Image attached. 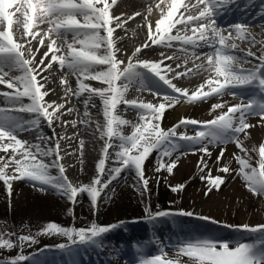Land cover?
Wrapping results in <instances>:
<instances>
[{
    "label": "snow or ice",
    "instance_id": "obj_1",
    "mask_svg": "<svg viewBox=\"0 0 264 264\" xmlns=\"http://www.w3.org/2000/svg\"><path fill=\"white\" fill-rule=\"evenodd\" d=\"M227 2L229 0H195V3L185 4L184 0H171L167 4L166 13L155 25L157 35L154 36L151 27H149V38L152 40L153 45L161 44L171 47L172 41H180L184 45L213 49V51L201 53V55L206 58L208 69L214 70L215 78L208 79L204 85H201L199 90L189 95L187 91L176 87L161 74L159 64L140 60L133 63L132 59L129 58L125 65L123 59L117 58L114 51L113 34L117 28L122 27L123 22L120 21L119 17L110 15L111 5L109 0H0V25H4L3 30H0V59L6 60L11 65L8 71L0 70V84L13 90L11 93L4 92L2 95L8 98L9 101L14 102L10 108L0 107V151L8 153L11 149L8 159L0 157V181L6 185L9 194L12 192L11 182L13 180L27 179L34 182V187L37 184L49 185L57 191H61L73 204L78 203L76 199L78 193H86L90 197L91 204L95 207L98 198L101 196V191L108 188L109 184L116 180L126 168H134L144 190H147L149 180L145 175L146 160L154 149H160L164 146L165 150L160 154L161 159L156 170L163 169L171 174L176 167V161H164L163 157L171 156V152L166 149V146L172 144L173 148L177 147L172 141L173 137H177L179 140L190 144H201L202 146L194 151L203 152L207 157L212 155L208 144L213 142L224 143L225 140L235 143L236 148L245 154L244 156L233 154L239 164L238 174L248 181L249 190L254 195L264 196V143H261L258 148L257 169L250 164L249 150L240 140L241 133H244L247 137L249 135L247 130L254 127L253 124L248 122L247 118L249 116H258L259 123L264 124V100L250 99L247 102H241L228 107L226 112H221L208 121L181 118L178 124L167 130L161 128L159 123H153V121L161 120L167 107H173L179 103V97L186 98L187 102L207 101L212 95L221 97L228 94L227 89L244 86H258L260 92L264 93V55L255 56L252 52L248 53L249 56H254L259 63L256 64L254 70L248 71L247 74L234 71L232 67L236 57L230 54L229 49L237 47L235 43H229L233 35L232 30H234L236 38L244 39L248 25L237 23L230 25L229 30L221 29L217 25L216 14L223 9ZM115 3L116 0H112V4ZM161 3H165V0H161ZM17 13L20 14L16 17L17 29L22 24L24 34L32 36L33 39L39 35L38 32L32 31L37 21L49 24L48 30L44 32L39 41L43 45L44 38L50 40L48 50L44 53L45 58L48 57L49 53L52 54L47 65H45L44 59H41L39 64L33 65V60L25 57L24 45L14 40L13 17ZM20 17H23L22 21ZM113 20L116 21L115 26H113ZM178 24L182 25L183 29H177V35H171V30L176 28ZM102 30L106 35H101ZM182 30L185 32L190 30L192 35H180ZM224 31H228V35H224ZM68 33H72V42L69 43L65 40L67 52L58 56L56 53L60 52L61 49L56 46L57 38L65 39ZM51 34H55L56 38H52ZM76 45H79V47H76ZM150 46L146 44L145 48ZM102 48L103 52H101ZM27 51L31 54V49ZM140 52L141 49L137 48L134 55ZM53 62H58L61 68L66 66L73 74H78L81 93L87 92L92 96H98L102 101L103 114L106 120L105 132L108 141H106L103 148V158L99 160L97 165L98 175L93 181V185H98L99 188L96 186H73L64 175L65 168L60 163L63 159L61 146L56 141L57 133L54 127L58 121L56 114L60 112L63 105L57 104L55 101H46L45 97L48 93L42 91L44 84L37 79L38 75L52 67ZM100 65L106 67L103 70H95V66ZM121 65L125 66L121 67ZM138 69H146L163 81L164 84L171 87L179 96L163 97L169 103L158 105L153 103L136 105L135 101H124V93L128 90L131 81L137 76ZM16 70L21 71L23 75L15 77L10 75V72ZM43 79L47 80V77L44 76ZM88 80L99 81L107 87H91L89 84L84 83ZM66 82V80L62 81V83ZM119 85H122V88ZM205 87L207 91L204 90ZM231 95L235 96V93H231ZM23 98H27L30 103L27 105L21 103ZM121 102L131 103L133 106L144 110L141 115L143 123L134 125V131L128 136L123 135L117 127H114L129 123V121L113 114L117 105ZM87 103L88 101H85L86 105ZM223 107V104L216 103L212 105V110L222 109ZM11 111L34 113L37 117H42L51 130V135L47 139L54 141L55 146L48 148L47 151L36 146V152H33V146L29 145L27 141H21L17 136L18 132L28 131L29 128L8 115ZM237 113L239 116L236 115ZM25 123L38 125L40 121L36 119ZM187 125H198L202 130H198L195 136L177 133V128ZM114 137H118L120 140L119 151L115 152L116 162L120 166L108 169V176L105 180L103 177L105 176L106 160L110 155L109 148L113 147L110 141ZM4 141H7V143H3ZM82 147L83 145H81ZM225 151L224 148L220 149L215 160L217 164L226 159ZM38 154L55 158L45 163L42 159H38ZM200 162L203 163L205 168L208 167L203 157ZM10 166L14 168V173L18 174H7L5 169ZM52 168L58 169V177L50 175V169ZM219 171L231 174L233 169L225 164L219 168ZM208 183L210 185L209 190H211V187L218 190L219 186L224 183V179L222 177H209ZM38 190L43 191L44 189L40 188ZM178 190H182V186L172 187V191ZM172 215L194 216L195 214L184 211L175 213L159 211L154 214L149 211L148 213L149 220ZM197 218L209 220L211 223H219L210 217L199 216ZM225 226L238 227V230L242 229L252 233L264 232V224L255 227L247 224ZM115 227L117 225L99 226L93 223L88 228L76 229L61 228L53 223L48 225L46 231L58 232L67 236L71 244H96L97 237ZM20 240H31L32 243H35V240L29 236H21ZM13 247L15 245L10 240L0 239V249L10 250ZM58 247L61 249L67 248L63 244ZM252 252V247L247 244L241 243L230 247V244L226 242L200 238L182 242L179 246V254L187 256L189 264H264V260L254 257ZM165 255L164 247L161 246L158 254L151 257L141 256L139 264H179V261L166 259ZM29 259L31 258L21 254L10 259L6 264H22L23 261Z\"/></svg>",
    "mask_w": 264,
    "mask_h": 264
},
{
    "label": "bare ground",
    "instance_id": "obj_2",
    "mask_svg": "<svg viewBox=\"0 0 264 264\" xmlns=\"http://www.w3.org/2000/svg\"><path fill=\"white\" fill-rule=\"evenodd\" d=\"M170 2L171 0H165V3L162 4L161 0H116V3L112 4V0H109V4L111 5L110 15L112 17H119L120 21L123 22L122 27L117 28L113 34L114 51L116 52L118 59H123L125 61V65L129 58L132 59L133 63L140 60L159 64L161 74L164 75L166 79L170 80L176 87L187 91L188 94L191 95L199 90L201 85H204L208 79L215 78L214 70L208 69L207 60L201 55V53L211 52L213 49L208 47L184 45L180 41H172L171 47L161 44H152V40L149 38V27H151L153 35H157L155 25L166 13L167 4ZM184 2L185 4H191L195 3V0H184ZM263 7L264 0H229L221 10L225 11V15H230V11L235 12L234 14H231L230 17L224 18L221 23H217L221 29L229 30V26L234 25L225 22L227 19L238 21L239 23L243 22L248 25L244 39L236 38L234 30H232L233 35L229 43H235L237 45L235 49H229L230 54L236 57L232 64L234 71L247 74L248 71L255 69V66L259 61L256 60L254 56H249V52L254 53L255 56L264 55V13H261V11L259 12L260 9L264 11ZM181 11H183V9H181ZM19 15L20 14L17 13L13 17L14 40L24 45L25 57L32 59L33 65L39 64L41 59H44L45 65H47L52 54L49 53L48 57L45 58L44 53L48 50L50 40L49 38H44L43 45H41L39 41L43 37L44 32L48 30L49 24L46 22L39 23L37 21L34 24L32 31L38 32L39 35L33 39L32 36L24 34L22 24L17 29L16 17ZM20 19L22 21L23 17H20ZM115 23L116 21L113 20V26H115ZM3 28L4 25H0V30H3ZM177 29H183V26L178 24L176 28L171 30V35H177ZM223 34L228 35V31H224ZM101 35H106V33L102 30ZM180 35H192V33L190 30L187 32L182 30ZM51 37L56 38L55 34H51ZM72 39V33H68L65 39L57 38L56 46L59 47L61 51L56 53V55L59 56L65 54L67 52V44L65 43V40L70 43L72 42ZM146 44L151 46L145 48ZM76 47H79V45H76ZM137 48H140L141 52L134 55ZM28 49H31V54L27 51ZM101 52H103V48L101 49ZM125 56H127L126 59ZM125 65L121 66L124 67ZM10 67L11 65L9 62L0 59V70L8 71ZM105 67L106 66L103 65L95 66V70H103ZM137 73V76L129 84L128 90L124 93V101H135L136 105L140 103H153L158 105L160 103H169L168 101H165L163 97L179 96V94L175 93L171 87L164 84L163 81L159 80L158 77L148 72L146 69H138ZM10 75L15 77L21 76L23 73L16 70L10 72ZM44 76L47 77V80L43 79ZM37 79L44 84L42 91L48 93L45 100L48 102L55 101L57 104L63 105L60 112L56 114L58 121L54 127L57 133L56 141H58L61 146V156H63V159L60 163L65 168V174L69 176L73 172V169L79 166L81 167L83 175L88 179L83 186L99 187L98 185H93V181L98 175L97 165L99 160L103 158V148L106 141H108V137L105 132L106 128L103 126H95L92 130V126H90L89 123L93 122H90L91 120H88V118H103V122L106 123L101 99L98 96H92L87 92L81 93L78 83V74H73V72L66 66L61 68L58 62H53L52 67L46 72H42L38 75ZM63 80H66L67 82L62 83ZM84 83L89 84L94 88L107 87V85L101 84L99 81L88 80L84 81ZM119 86L122 88V85ZM204 90L207 91V88L205 87ZM250 90L254 89L250 86L227 89L226 92L228 94L221 97L212 95L207 101L187 102L186 98L179 97L180 102L173 107H167L161 120L153 121V123H159L162 125L163 129L167 130L178 124L181 118L208 121L221 112H226L228 107L243 102L234 98L235 96L231 95V93H235L236 95L244 92L243 94H245L249 93ZM12 91V89H8L5 85L0 84V107H12L14 102L9 101L8 98L2 95L4 92L11 93ZM85 101H88L87 105L85 104ZM21 103L27 105L30 101L27 98H23ZM216 103H221L224 107L213 111L212 105ZM86 111H89V113H85ZM143 113L144 110L139 107L133 106L131 103L125 104L121 102L117 105L113 114L129 121V123L123 126L116 125L114 127H117L122 134L126 133L125 136L131 135L134 131L133 126L143 123L141 120V115ZM8 115L13 117L15 121L29 128L28 131L18 132L17 136L21 141H27L29 145H32L33 152H36V146L44 151L55 146L54 141H49L47 139V137L51 135V130L48 128L42 117H37L34 113L16 111H11ZM236 115L239 116L238 113ZM36 119H39L40 121L38 125L25 123ZM247 119L249 123L254 125V127L247 130L249 133L247 137H245L244 133H241L240 140L249 150V159L254 160L258 164V148L261 143H264V124L259 123L258 116H249ZM193 126L197 125L181 126L177 128V133H187L189 136L192 132L186 130ZM102 138H105L103 144L100 143ZM115 142L117 143L116 145ZM226 142L229 141L225 140L224 143L213 142L208 144L209 150L212 153L211 157L202 155L201 152L198 153V155H200L201 158L203 157L204 161L207 162L208 167L206 168L203 166V163L200 162L201 159L199 160L198 156L197 159H192L193 156L187 154L183 156L182 152L184 149L188 146L195 145L186 141L180 142L177 147L169 150L171 156L165 157L168 160L176 161L179 168H183L186 163H190L195 170L191 180L188 179L187 183L184 185V194L191 203V208L188 211L193 212L197 217L205 216L210 217L212 220L220 221L218 216L219 212L234 206L233 203L223 201L221 194L219 195V193H215L217 188L211 187V190H209L210 185L207 180H205L203 184H200L198 182L200 180L198 175L199 172H205V170H208L209 173L211 172V178L222 177L224 183L219 187L222 189L226 186L229 188L228 194H233L236 198L240 196L237 191V185L235 183L231 184L230 182L236 169L231 162V158H234V153L237 155L241 152L236 148L235 144L231 145V142L228 144ZM3 143H7V141H4ZM110 143H112L113 147L109 148L110 155L106 160L105 172L108 168L107 161L111 162L113 160V155L115 156V152L119 151L118 146L120 140L118 137H114ZM205 143H207V141H205ZM47 144L50 146L48 147ZM81 145H83L82 148ZM88 146H93V148L88 149ZM221 148L226 149V159L217 164L215 160ZM253 149H255V151H253ZM10 154L11 149H9L8 153L0 151V157H4L5 159H7ZM241 154L245 155L244 153ZM54 158L55 157L49 158L38 154V159H42L45 163L50 162V159ZM178 158L181 159L177 160ZM225 164L233 169L231 174L219 171V168ZM9 168L12 169L11 172L9 171ZM9 168L5 169L7 174H18L14 173V168L12 166ZM50 175L58 177V169H50ZM178 175L173 179L176 183L179 182ZM1 183L4 185L2 181ZM20 196L21 195H19V198ZM256 218L261 219L264 218V216L257 215ZM241 221L252 227L261 224V222L253 223L246 218H243ZM180 231L181 230H179V232Z\"/></svg>",
    "mask_w": 264,
    "mask_h": 264
},
{
    "label": "rangeland",
    "instance_id": "obj_3",
    "mask_svg": "<svg viewBox=\"0 0 264 264\" xmlns=\"http://www.w3.org/2000/svg\"><path fill=\"white\" fill-rule=\"evenodd\" d=\"M126 58L127 56H125ZM85 113H89V111ZM88 120L93 122L89 123L92 130L95 126L106 128L103 118L95 117L88 118ZM160 126L162 128V125ZM189 128L186 130L192 132L189 136H195L198 130H202L198 125ZM183 134L187 135V133ZM103 140L105 138H102L101 144H103ZM172 141L178 145L183 140L173 137ZM233 144L235 143L231 142V145ZM47 146L50 145L47 144ZM201 146L199 143L188 146L183 150V156L187 154L193 156L192 159H197L198 156L200 160L199 151L194 150ZM92 148L93 146H88V149ZM166 149H173L172 144H168ZM164 150V146L154 149L145 162V175L149 180L147 190H144L134 168H126L116 180L109 184L108 188L101 191V196L95 207L91 204L90 197L86 193H78L76 198L78 203L73 204L61 191H57L49 185L37 184L34 187V182L19 179L11 182L12 192L9 194L6 185L0 181V239L10 240L15 245L10 250L0 249V264H6L7 261L18 255L26 256L32 253L34 254L29 256L31 259L23 261L22 264H47V262L49 264H139L141 256L151 257L158 254L161 246L164 247L166 259L179 261V264H189V258L179 254V246L182 242L197 238L226 242L230 244V247L241 243L247 244L252 247L253 252L257 251L256 255L252 252L254 257L264 260V248L256 249L254 247L256 239L264 238V232L252 233L242 229L238 230V227L225 226L245 225L241 221L243 218L253 223L261 222L260 225L264 224V218H256L257 215L264 216V196L254 195L249 190L248 181L238 174L239 164L235 158H231L236 169L230 183L237 185L240 196L236 198L233 194H228L229 188L226 186L215 190V193L221 194L223 201L234 205L219 212L220 221L217 220L219 223H211L209 220L199 219L195 215H172L149 220V211L153 214L159 211L175 213L189 212L188 210L191 208V203L184 194V185L188 179L191 180L195 170L190 163H186L183 168H179L176 164L171 174L163 169L157 171V165L161 159L160 154ZM201 154L204 155L203 152ZM237 155L244 156L241 153ZM163 159L171 161L165 157ZM249 162L258 169V164L254 160L249 159ZM107 165L108 168L103 178L105 180L108 176V169L120 166L114 155L111 162L107 161ZM9 171L11 172L12 169L9 168ZM64 175L66 174L64 173ZM177 175L178 183L173 181ZM198 175L200 177L198 182L203 184L211 177V172L205 170V172H199ZM66 177L73 186L77 187L83 186L88 181L79 166L75 167L73 172ZM175 186H182V190L172 191V187ZM40 188L44 190H38ZM19 195H21L20 198ZM53 223L61 228L76 229L88 228L93 223L99 226L117 225V227L97 237L96 244H71L67 236L58 232L46 231L48 225ZM179 230L181 231L179 232ZM126 234L138 241L140 255L128 254L129 249L125 250L126 245L120 240V237L124 238ZM21 236L32 237L35 243H32L31 240L21 241ZM132 243L135 244L133 241ZM61 244L66 245L67 248H59L58 246ZM103 247L110 248L109 252H105L106 249ZM115 250H118V255H113L114 258H112L111 252L113 253ZM68 253H72V256L63 259ZM47 254L59 255L60 259H56L57 261L46 260ZM70 257L72 258L70 259Z\"/></svg>",
    "mask_w": 264,
    "mask_h": 264
}]
</instances>
